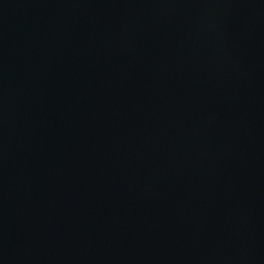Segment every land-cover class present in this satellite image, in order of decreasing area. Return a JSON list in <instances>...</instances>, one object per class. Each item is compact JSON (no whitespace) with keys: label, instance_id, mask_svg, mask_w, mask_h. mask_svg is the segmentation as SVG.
<instances>
[{"label":"water","instance_id":"water-1","mask_svg":"<svg viewBox=\"0 0 264 264\" xmlns=\"http://www.w3.org/2000/svg\"><path fill=\"white\" fill-rule=\"evenodd\" d=\"M0 264H264V0H0Z\"/></svg>","mask_w":264,"mask_h":264}]
</instances>
